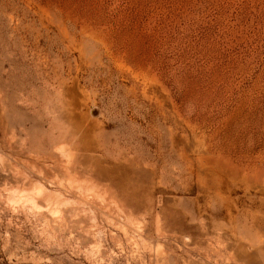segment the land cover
<instances>
[{"label": "rangeland", "instance_id": "rangeland-1", "mask_svg": "<svg viewBox=\"0 0 264 264\" xmlns=\"http://www.w3.org/2000/svg\"><path fill=\"white\" fill-rule=\"evenodd\" d=\"M0 264H264V0H0Z\"/></svg>", "mask_w": 264, "mask_h": 264}, {"label": "bare ground", "instance_id": "bare-ground-1", "mask_svg": "<svg viewBox=\"0 0 264 264\" xmlns=\"http://www.w3.org/2000/svg\"><path fill=\"white\" fill-rule=\"evenodd\" d=\"M22 192V191H21ZM42 193H43V188L42 187H37V188H34L33 189V191L32 192H26V193H24V195L27 197L26 198V200L28 199V198H30V199H35V198H39V197H41V195H42ZM22 195V194H21ZM21 195H19V196H21ZM22 198V197H21ZM24 198V197H23ZM29 200V199H28ZM31 201V200H30ZM34 201H36V200H34ZM32 202V201H31ZM37 206V205H36ZM42 206H44V205H39V207H42ZM37 208V207H36ZM37 212H38V210H36ZM39 212H40V210H39Z\"/></svg>", "mask_w": 264, "mask_h": 264}]
</instances>
